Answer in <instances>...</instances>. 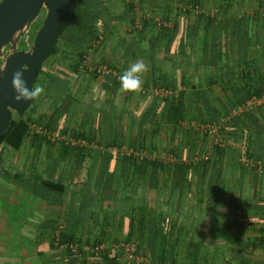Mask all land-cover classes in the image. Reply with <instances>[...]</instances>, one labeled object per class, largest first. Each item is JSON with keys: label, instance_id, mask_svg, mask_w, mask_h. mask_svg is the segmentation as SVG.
Returning a JSON list of instances; mask_svg holds the SVG:
<instances>
[{"label": "crops", "instance_id": "obj_1", "mask_svg": "<svg viewBox=\"0 0 264 264\" xmlns=\"http://www.w3.org/2000/svg\"><path fill=\"white\" fill-rule=\"evenodd\" d=\"M108 1L112 29L100 25L98 39L84 56L85 68L67 72L68 93L57 106L48 100L45 121L51 120V130L61 134L62 144H67L73 132L92 134L98 142L104 135L112 139L115 133L124 146H129L137 133H144L147 149L156 138H167L169 143L174 140V158L159 161L163 168L190 166L199 176L160 179L155 185L157 211L153 214L147 202L154 198L145 194L143 179L135 194L134 183L127 191L119 190L124 198L117 190L112 194L108 183L110 187L104 186L100 195L101 185L115 177L108 175L107 169L116 168L115 161L101 156L100 150L85 148L83 162L63 151L54 155L55 147L38 142L19 151H6L5 160L21 179L0 182V264H72L51 243L59 226L76 241L107 247L123 241L140 252L159 250L161 235L173 228L179 236L186 235L178 239L180 248H188L191 264H264V171L247 169L240 162L246 154L264 158V107L261 98H251V89H264L263 0L251 1L248 16L233 17L229 16L232 5L242 0H219L221 16L209 14L201 19L193 11L187 13L186 6L193 0H139L137 8L149 14L153 23L158 25L160 20L174 28L167 32L149 24L141 37L134 28L139 19L134 1L135 22L123 0ZM199 1L202 10L212 11V0ZM208 18L215 20L211 23ZM137 61L145 66L141 89L119 91L120 75ZM102 64L114 72L104 78L91 75L94 81L88 82L93 73L89 68ZM153 85L173 90L169 98L173 110L166 97L142 94L143 88ZM254 99L260 101L255 105L258 108L245 113L244 107ZM235 106L238 111L232 114ZM228 115L239 118L240 131L224 130L229 145L222 151L211 149L204 140L207 136L202 135L206 132L197 124ZM210 160L211 165L203 166ZM32 178L33 185L21 183L29 189L19 185ZM41 179L65 184L66 192L48 190L39 184ZM41 202L45 206L39 213ZM18 203L28 204L23 210L31 209V213L22 212ZM100 203L110 206L108 212L100 211ZM153 216L157 223L151 220ZM16 230L21 235L25 232L30 240L15 236ZM176 242L177 238L173 244ZM87 264L111 261L90 259Z\"/></svg>", "mask_w": 264, "mask_h": 264}, {"label": "trees", "instance_id": "obj_2", "mask_svg": "<svg viewBox=\"0 0 264 264\" xmlns=\"http://www.w3.org/2000/svg\"><path fill=\"white\" fill-rule=\"evenodd\" d=\"M108 0H77L78 2V8L75 10L73 18L69 24V26L67 27V29L63 32V34L61 35V37L58 40V51L55 55L52 56H68L69 58H71L70 60H72V63L69 64V68L70 71L73 73H78L80 69L85 68L84 62H85V57L86 54L89 52L90 49H92L93 43H95V41L98 39V33L100 32V25H104L106 27V29L109 31L112 29V26L110 24V11L108 6L106 5V2ZM110 1V0H109ZM108 1V2H109ZM125 2V7L128 11L133 12L134 14V5H133V0H123ZM193 6H198L200 9L201 8V1L199 0H193ZM229 2H231L232 0H228ZM264 2V0H263ZM189 10V9H187ZM191 10H189L187 13H190ZM193 14L198 17V18H204L206 17L203 14H199L196 13V11L192 10ZM191 11V12H192ZM135 14L132 17V22H135ZM211 23L215 20L213 18H208ZM154 21L151 20H146V19H142L141 23H142V29L137 30L138 35H140V37L142 36L143 32H144V28L147 25H151V24H155L153 23ZM169 23V22H168ZM41 26L40 23L36 24V26H34V28H39ZM154 26H158L161 29L163 28V30L170 32L172 31L174 28L173 26H164L162 24H158L157 23ZM30 46V41L29 39H22L21 43H20V48L21 49H27V47ZM51 56V57H52ZM60 58V57H59ZM65 61L64 59H61V61H58V64H62L61 62ZM110 68V66H108ZM46 66L44 65L42 67L41 72L39 73L37 80L35 82V85H37L38 83H40V75L44 74L47 77L46 83H45V92L43 95V98L48 100H51L52 103L55 104V106H57L61 100H63L66 97V94L68 93L69 90V86H70V78L68 77V75H66L65 73H63L62 71H59V69L54 68L51 70H46L45 69ZM92 76H94L95 78H102L101 76H99L97 73H92L90 74ZM116 85H118V83H116ZM108 86V85H107ZM114 87V85H113ZM164 89L170 90L169 88L166 87H162ZM173 91V90H171ZM264 95V89H262L259 92H256L253 89H251V98L252 97H258V98H262V96ZM172 98L171 95L170 97H166L165 100L167 103H170V108L171 110H173L174 105L171 102ZM250 98V99H251ZM158 99V98H157ZM247 100H245L246 102ZM39 99L36 98L33 102V104L31 106L34 105H38L39 103ZM31 107L22 113H18L17 117H12V120L10 122V125L8 127V129L5 131V133L3 135H1L0 137V146L2 149V153L3 155L5 154L6 151L12 150V151H19L21 150V148L30 143L32 145L36 144L37 142L39 143L40 146L42 145H49L52 146L54 143H52L50 140H48L45 136L36 134L31 126L33 124H43L45 125L47 128L52 129L51 126V120L46 122L44 117L39 115L36 116L35 113H29ZM171 112L169 113V119H171L173 116L170 115ZM246 115V114H244ZM218 123H220V120H216ZM239 118L236 116L235 118L231 119L230 121L227 122V126L224 130H229L230 132H237L239 130L238 126L240 125ZM178 122V121H177ZM176 122V123H177ZM171 123V122H170ZM240 131V130H239ZM89 135V136H88ZM92 134H87V133H82L80 135H77L73 132V134H71V137H73L74 139H83V140H88L89 142H91L92 139ZM92 138V139H91ZM103 139H101V143L103 144L104 147L109 148V147H120L122 146V142L119 141L118 137L115 135V133L113 134L112 139L108 136V135H104V137H102ZM146 139L147 137H144V133H137L136 136L132 139H130V145L133 147V150L135 151H140L142 149H147L146 148ZM218 151H222L225 150V146L221 147L220 144H216L214 146ZM73 151L70 150V147H63V154H67L70 153L72 155H74L75 157H79L80 160L83 162L85 160L84 154L83 152L84 149H75L73 148ZM134 152V151H133ZM136 153V152H134ZM80 154V155H79ZM101 154V153H100ZM103 155V154H102ZM101 155V156H102ZM248 155V154H246ZM100 156V155H99ZM104 157V156H103ZM109 158V157H108ZM96 160V159H95ZM115 161V167L122 170V178H128V177H132L134 179V190H133V194H135L137 192V190L140 189L141 185H140V180H141V176H146V170L150 167L152 168H163V164L157 160H149L147 158L142 159V161H138V159H135L134 157H119L118 155H110V161ZM213 161L210 160L209 162H207L206 164H203V166H209L211 165ZM115 168V169H116ZM169 168V166H166L165 168H163L164 170H167ZM114 169V170H115ZM177 171H182L183 175L185 172H187L188 170H191L192 168L190 166H180V167H176L175 168ZM109 171H111V173H109ZM89 175H90V171ZM113 170L111 169H107V174L109 175H114L113 174ZM0 175L5 178L8 182H17L19 181L18 179H21V175H18L16 173H13L11 170L8 169V173H4V169H1V165H0ZM91 176V175H90ZM115 176V175H114ZM21 183H27L29 185H33L34 184V179L32 178V180H28V181H22L19 183V185L23 188H27L29 189L28 186H25ZM145 183V181H144ZM39 184L42 185L43 187L47 188L50 191L59 193V194H64L66 192V185L60 182H56L50 179H41L39 181ZM105 183H103L101 185V190L99 191L100 195L103 194V189L106 187ZM145 186V185H144ZM86 187H90V185L86 184ZM107 187H109V184L107 185ZM145 208V207H144ZM146 219V216H144V221ZM63 239L65 241H76L71 237H67L66 235H64ZM166 238L162 237L160 239L161 241V245H160V249L158 250V258H159V262L161 264H177V262L175 260H170V263L167 262L168 259V252H167V248H166ZM163 241V242H162ZM52 243V241H51ZM89 244V243H88ZM106 261H111V264H114V260H110V257H106Z\"/></svg>", "mask_w": 264, "mask_h": 264}, {"label": "rangeland", "instance_id": "obj_3", "mask_svg": "<svg viewBox=\"0 0 264 264\" xmlns=\"http://www.w3.org/2000/svg\"><path fill=\"white\" fill-rule=\"evenodd\" d=\"M251 1L252 0H242L241 2H237V3L233 4L232 5L233 6L232 7L233 9L229 12V16L230 17H233V16H235L237 14H241V15L242 14H245L246 16H248L249 12L251 11L250 10V7H251L250 3H251ZM255 1H257V0H255ZM245 6H248V8L245 7ZM239 7H241V8H239ZM211 8H212V11L211 10H209V11L206 10L207 13H206L205 9L204 10L201 9L200 11H201V13L203 15H207V16L209 14L210 15H215V17L221 16L220 15V12L222 10H221V5H219V0H212V2H211ZM211 8L206 7V9H211ZM44 17H45V12H42L41 15H40V17H39V19H38V21H37V23H35L34 26H36V24H38V23L41 24L42 21H43V19H44ZM36 31H37V28H33L32 31L30 32V38H29L30 45L32 43V40L34 38V35H35ZM29 47H27V49ZM61 59H64L65 61H62L61 62L62 64H58V61H61ZM70 59L71 58H69L68 56H65V55H63V56H55V57L52 56V57H49L45 61V63L43 64V66L44 65L46 66V68H45L46 70H49V69L51 70V68L52 69L57 68V69H59V71H62L63 73L68 74L67 72L70 71L69 64L72 63V60H70ZM215 74L220 75V73L217 72V71H215ZM88 77H90L88 79V82H93L94 81V79L91 77V75L88 76ZM46 80H47V77L44 74H42V75H40V83H38V84L41 85V86H43V87H45ZM34 86H35V84H34ZM153 86H154V88H157V89H160L161 88L158 85H153ZM43 95H44V93L40 97H38V99H39L40 102L38 103V105L31 106V109H30L29 113H35L36 116L41 114L44 117V115H45V109H46V111H48V106H50V104H49V101H47L46 99L43 98ZM261 105H262L261 107H264V103L261 104ZM256 108H258V106H255V105L246 106V107H244V109H245V111L248 110V112L247 111L246 112L244 111V112L251 114ZM49 109H50V107H49ZM237 111H238V107L235 106L234 108H232V112L231 113L232 114L233 113H237ZM17 115H18L17 112H14L13 113V117L14 118L17 117ZM229 116L230 115H228L226 117H229ZM230 117H232L231 119H233L236 116L234 115V116H230ZM223 118H225V117H223ZM212 123H215L217 126H220V128L218 129V131H216V134H211V133H203L202 134V135H206L207 136V138L204 139L205 142H206V144H207V146L211 147V149H212L219 141H222V143H224L225 146L226 145L228 146L229 143H228L227 139L225 138V136L223 134V131H224V129L227 126L226 125L227 123H223L222 124L221 123V120H220V123H218L217 121H211V122L202 121V122H198L197 127H201L202 125H208V124H212ZM55 134H56V137H57V141L52 145L53 148L55 147V149H54V155H55V151H63V147L64 146L70 147V149L72 150V152H74L73 151V148H75V147H73L71 145H67V144H65V142L62 144L63 138H62L61 134L60 133H55ZM126 134H128V133H126ZM69 138H73V137L69 136ZM69 138L67 140H69ZM166 140H167V138H165V140L162 139V138H161V140H160V138L158 140V138H156V140H155L156 143H154L153 146H150L149 149H145V150L142 149L140 151H135V150H133V147L132 146H128V145H126V146L122 145L120 147H111V149H110V147L109 148H106V147L103 146V144L101 142H98L96 138L92 139L91 142H89L88 140L85 139V141L87 142V146L86 147H83V148H80V147H76V148H78V149L88 148V149H91L92 151L100 150L101 153L103 152L102 153L103 154L102 156H104V158H108L110 155L111 156L112 155H118L119 157H122V156H125V157H133L130 154L134 151L137 154L146 152L145 155L147 156V158L149 160L168 161V159H171L170 156L173 155V153L171 152V147H172V144L171 143H174L173 142L174 140H170L171 143L168 142L169 140H167V143H166ZM178 144H179V142H178ZM235 145H237V144H235ZM168 150H169V152H168ZM51 151H53V150L51 149ZM72 154L70 156L74 160L75 159V156L72 155ZM135 159H138V161H142L141 159L138 158V156H136ZM57 161L58 162L59 161H62V159L60 158ZM7 162L8 161L5 160L4 155H3L1 169L3 168L4 170H8V169L9 170H12V168H13L12 165L9 162L8 163ZM113 172H114L113 174L115 175V177L112 178V182L111 181L106 182L105 183V186H107L108 183H111L110 184L111 187L109 186L111 188L110 189L111 190L110 192L112 194H114V191L117 190V192H118L119 195H123V194H121V191H119V190H123L122 188H124V190L127 191V189H128L127 187L131 183H134L133 176L132 177H128V178H122V176H121L122 170L119 169V167L116 168L115 170H113ZM109 173H111V171H109ZM186 175H187V177L189 176V177L192 178L194 176H199V172L197 170H194V169L192 170L191 169V170H188L187 172H185L184 175H183V172L182 171H177L176 169H173L172 167H169L167 170L160 169L158 167L157 168L150 167V168H148L146 170V176H145V178H144V176H141V180L143 179L145 181L144 185L145 184H148V186H144L145 194H147L150 197H153L154 198L152 200V202H150V203L147 202V205L151 208L150 209V213L155 214L156 211H157V201H156L157 200V198H156V192H157L156 191L157 190L156 188L157 187L155 185H157L158 181H160V179H163V178L166 179V180H178L181 177H185L186 178ZM3 179H5V178H3L0 175V182ZM172 183H173V181H172ZM122 185L123 186L126 185V187H123ZM169 187L172 189V186H169ZM148 191H149V194H148ZM122 198H124V195L122 196ZM11 201L13 203V200H11ZM40 204H41L42 208L37 207V210H38L39 213L42 212V210L44 209V206H45V204L42 203V202ZM18 205H19L20 208L22 207L21 210H23V207H27L28 206V204H26V205L25 204H22L21 205L20 203H18ZM100 206H101L100 207V211L101 210H106L107 211V209L110 208V206L109 207L108 206H105L103 203H100ZM2 207H4V206H2ZM153 207H154V210H152ZM15 211H17V210L15 209ZM15 211L13 213V216L15 215ZM31 211H32L31 209L30 210H26L25 209V211L23 210L22 212H25L26 214H29V212L31 213ZM110 211H111V209H110ZM38 212H36V213H38ZM0 214H2L1 213V210H0ZM153 217H154V220L153 219H151V220L152 221H155L157 223L156 217L155 216H153ZM169 219H171V218H169ZM3 220L5 221V218ZM22 221H24V220L23 219L22 220L20 219V222H22ZM16 226L17 225H15L12 229H15ZM4 227H5V223H3V228ZM12 232L13 231H11V233ZM15 233H16V235H15ZM15 233L13 235L20 236V238L24 242H26V240H30V238L27 235H24L25 232L22 233V235H21V232H19V231L16 230ZM182 234L183 233H181L180 236H179L177 233L174 232V229L172 228L170 233L161 235V238H162V236L165 237L166 238L165 239L166 240V243H169V247L167 248V246H166L167 252H168V259H167V262L168 263H170V260L172 259V260H175L177 262V264H191L189 262V257H188V254H189L188 248L187 249L186 248H180L181 247V243L179 242V239L178 238H183V237L186 238V235L183 236ZM176 238H177V242L175 244H173V242H174V240ZM168 239H170V241H168ZM137 252L139 254H142V255L148 257L151 260L152 264H161L159 262L158 250L157 249H155V248L152 249L151 248L150 250L148 249L147 251L144 250V252H140V251H137Z\"/></svg>", "mask_w": 264, "mask_h": 264}, {"label": "water", "instance_id": "obj_4", "mask_svg": "<svg viewBox=\"0 0 264 264\" xmlns=\"http://www.w3.org/2000/svg\"><path fill=\"white\" fill-rule=\"evenodd\" d=\"M77 8V0H0V137L8 129L13 113L27 111L34 102L15 103L13 73L22 70L27 86H34L45 61L57 53L58 40ZM42 12L45 17L30 47L21 49L22 39L30 38ZM2 159L0 146V165Z\"/></svg>", "mask_w": 264, "mask_h": 264}, {"label": "built area", "instance_id": "obj_5", "mask_svg": "<svg viewBox=\"0 0 264 264\" xmlns=\"http://www.w3.org/2000/svg\"><path fill=\"white\" fill-rule=\"evenodd\" d=\"M134 4L136 5V8L138 6V1L139 0H133ZM187 9L189 10H194L196 13L202 14L201 9L198 6H193V3H190L189 5L186 6ZM137 14L139 15V19H137L135 23V31L142 29V23L141 20L146 19V20H151V16L149 14H144L143 11H141L139 8L136 9ZM158 22V21H157ZM159 24L164 25L162 21L159 20ZM164 26H170L169 24L164 25ZM171 27V26H170ZM90 72L97 73L99 76L102 78L108 76L109 74L113 73L114 71L108 67V65L102 64L98 65L92 68H89ZM142 94L145 96H153L155 98H163L167 97L170 95H173V91L167 90L164 88H143L141 90ZM259 100L254 99L250 104H247L246 106H251V105H258ZM261 102L264 103V95L261 98ZM245 106V107H246ZM232 117H225L221 119V123H227L228 121L231 120ZM32 130L39 135L45 136L48 140L51 142L55 143L57 141L56 134L53 132V130L47 128L43 124H33L31 126ZM201 128L206 133H211V134H216V131L220 128V126H217L215 123L208 124V125H202ZM67 145H71L73 147H86L87 142L83 139H73L69 138L67 140ZM217 144H220L221 147H224V143L222 141H219ZM78 149V148H77ZM146 152L137 154V153H131L130 155L136 158L138 156L139 159H144L147 158L145 155ZM170 160H173V155L170 156ZM148 159V158H147ZM241 164L250 170H255L258 172H263L264 171V158H256L251 155H246L242 156L241 158ZM65 228L63 226H59L55 231L52 236V244L55 248H57L59 251L65 253L68 257V260L72 264H87V261L90 259H96L97 262H105L106 257H110V260H114V264H152L151 260L142 255L139 254L131 244L120 241L117 242L113 245H107L105 244H96V245H91L88 244L84 241H65L63 239L65 235Z\"/></svg>", "mask_w": 264, "mask_h": 264}, {"label": "clouds", "instance_id": "obj_6", "mask_svg": "<svg viewBox=\"0 0 264 264\" xmlns=\"http://www.w3.org/2000/svg\"><path fill=\"white\" fill-rule=\"evenodd\" d=\"M144 71L145 66L141 62L131 63L119 77V91L131 93L140 90L143 84L141 76ZM11 85L14 92L13 99L17 104L29 103L45 92L44 87L39 84L29 88L22 70H17L13 73Z\"/></svg>", "mask_w": 264, "mask_h": 264}]
</instances>
